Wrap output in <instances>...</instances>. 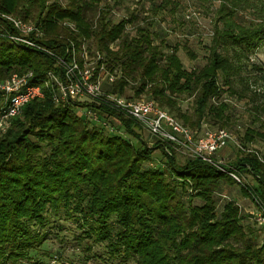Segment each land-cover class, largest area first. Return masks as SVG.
<instances>
[{
	"label": "trees",
	"instance_id": "1",
	"mask_svg": "<svg viewBox=\"0 0 264 264\" xmlns=\"http://www.w3.org/2000/svg\"><path fill=\"white\" fill-rule=\"evenodd\" d=\"M241 1L221 5L207 62L192 70L184 67L179 45L162 39L150 17L141 23L140 13L128 9V16L115 20L103 0H0V30L17 33L5 14L35 23L44 33L38 42L59 54L71 42L79 48L93 43L120 75L113 92L131 88L134 96L154 99L200 131L205 124L228 126L224 96L243 98L250 88L244 74L250 54L264 43V10L257 5L264 0H254L259 14L248 24L235 19ZM166 4H154L152 14ZM253 67L263 81L264 67ZM52 70L60 71L53 56L0 35L1 78L33 72L36 83ZM186 99L191 109L183 111ZM91 106L109 112L102 104ZM118 117L128 136L88 120L73 104L56 103L46 90L12 119L0 135V264H43L37 255H50L43 249L49 228L68 221L81 229V238L105 244L107 259L117 264H264V227L251 223L236 199L221 194L225 185H240L245 197L264 207V153L248 148L264 141V132L247 127L239 157L222 171L198 157L181 164L175 148L159 140L148 145L135 121ZM220 201L225 203L219 211Z\"/></svg>",
	"mask_w": 264,
	"mask_h": 264
},
{
	"label": "built area",
	"instance_id": "2",
	"mask_svg": "<svg viewBox=\"0 0 264 264\" xmlns=\"http://www.w3.org/2000/svg\"><path fill=\"white\" fill-rule=\"evenodd\" d=\"M113 13L116 14L114 11ZM2 17L17 33L2 29L0 35L16 45L35 48L53 56L60 71H49L36 83L31 82L33 72L0 77V135L8 130L12 119L20 116L28 103L44 98L47 90L56 103L73 104L85 118L101 124L111 133L128 136L118 117L122 115L135 121L156 140L184 152L188 157L201 158L222 171H226L223 166L227 164L215 160V156L232 143L242 149L238 137L228 128L204 127L200 131L191 130L152 98H134L113 92V84L120 75L107 67L100 51H90L87 43H83L79 48L71 42L65 53L59 54L38 42L44 33L35 23L5 14ZM64 24L73 30L76 29L73 23ZM100 104L106 106L109 112L91 106ZM166 151L169 152V149L166 148ZM227 173L241 182L235 172ZM258 208L255 220L264 227V207Z\"/></svg>",
	"mask_w": 264,
	"mask_h": 264
},
{
	"label": "rangeland",
	"instance_id": "3",
	"mask_svg": "<svg viewBox=\"0 0 264 264\" xmlns=\"http://www.w3.org/2000/svg\"><path fill=\"white\" fill-rule=\"evenodd\" d=\"M161 0H119V4H115V0H103L102 4L110 3L112 11L116 14L115 20L128 16L129 11H137L140 13L139 21L144 22V17H150V21L154 22L153 29L160 33V37L169 45H179L178 55L182 60L184 67L188 70L203 67L208 59V47L211 44L215 21L218 11L223 3L231 4V0H169L166 9L152 14L151 8L154 4ZM63 3L66 0H62ZM254 0H243L237 8L235 19L241 24H248L254 21L259 12L252 8ZM229 4V5H230ZM259 8L264 10V6L257 4ZM262 6V7H261ZM148 20V19H147ZM89 50L94 51L93 43H88ZM192 53L194 57L191 56ZM251 60L247 62V70L245 76L249 78V90L245 91L244 97L239 98L238 95H225L228 99L230 116V124L225 126L233 131L241 141L242 135L247 127H255L264 132V112L255 111V107H264V80L257 81L260 72L253 66L264 67V43L261 44L253 53L250 54ZM119 75V73L117 72ZM108 87V85H106ZM243 84L237 82V88L242 90ZM246 87V86H245ZM126 96L134 98H148L146 95L136 97L133 95V89L126 88ZM191 99L181 101L183 111L191 109ZM260 109V108H259ZM260 111V110H259ZM261 116V121L255 120ZM256 117V118H255ZM205 124V123H204ZM204 127L213 128L205 124ZM142 139L148 145H152L156 139L151 137L142 129ZM249 150H256L260 154L264 153V141L259 140L255 144L248 146ZM237 145L231 144L218 155L215 160L223 161L224 164H231L239 157ZM159 150L153 154L154 164L159 160ZM177 160L182 164L188 158L184 152L176 150ZM250 179V177H247ZM221 194L231 199H236L242 212L250 217V222L254 223L255 215L259 211L258 206L252 199L245 197L240 189V185H225ZM246 198V200L244 199ZM196 204H202L201 200L196 198ZM225 201H220L218 210L220 211ZM60 225L50 227V236L44 243L43 249L49 252V256L38 254L43 264H117V261L110 262L106 257L105 244H94L87 238H81V229L77 224L68 221L61 222ZM264 239V233L260 236ZM91 245V250H88Z\"/></svg>",
	"mask_w": 264,
	"mask_h": 264
},
{
	"label": "crops",
	"instance_id": "4",
	"mask_svg": "<svg viewBox=\"0 0 264 264\" xmlns=\"http://www.w3.org/2000/svg\"><path fill=\"white\" fill-rule=\"evenodd\" d=\"M246 200V198H244Z\"/></svg>",
	"mask_w": 264,
	"mask_h": 264
}]
</instances>
